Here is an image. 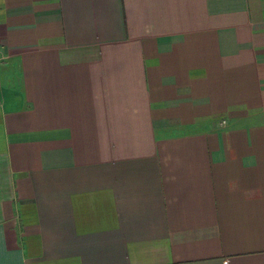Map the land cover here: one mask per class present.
Segmentation results:
<instances>
[{"label": "crops", "instance_id": "0c3cea01", "mask_svg": "<svg viewBox=\"0 0 264 264\" xmlns=\"http://www.w3.org/2000/svg\"><path fill=\"white\" fill-rule=\"evenodd\" d=\"M264 264V0H0V264Z\"/></svg>", "mask_w": 264, "mask_h": 264}, {"label": "built area", "instance_id": "2783aa9c", "mask_svg": "<svg viewBox=\"0 0 264 264\" xmlns=\"http://www.w3.org/2000/svg\"><path fill=\"white\" fill-rule=\"evenodd\" d=\"M228 262H225V264H227Z\"/></svg>", "mask_w": 264, "mask_h": 264}]
</instances>
